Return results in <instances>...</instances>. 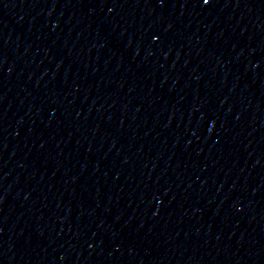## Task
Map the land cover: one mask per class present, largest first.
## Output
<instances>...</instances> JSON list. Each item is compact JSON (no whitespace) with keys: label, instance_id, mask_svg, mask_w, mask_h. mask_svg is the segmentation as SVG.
Segmentation results:
<instances>
[{"label":"water","instance_id":"95a60500","mask_svg":"<svg viewBox=\"0 0 264 264\" xmlns=\"http://www.w3.org/2000/svg\"><path fill=\"white\" fill-rule=\"evenodd\" d=\"M0 264H264V0H0Z\"/></svg>","mask_w":264,"mask_h":264},{"label":"snow or ice","instance_id":"6c2138e0","mask_svg":"<svg viewBox=\"0 0 264 264\" xmlns=\"http://www.w3.org/2000/svg\"><path fill=\"white\" fill-rule=\"evenodd\" d=\"M203 3L204 4H208L209 3V0H203Z\"/></svg>","mask_w":264,"mask_h":264}]
</instances>
